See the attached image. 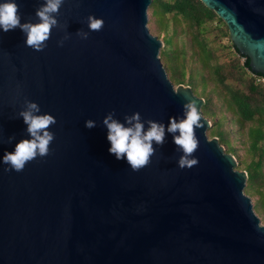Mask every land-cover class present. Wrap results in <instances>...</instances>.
I'll list each match as a JSON object with an SVG mask.
<instances>
[{"label":"water","instance_id":"obj_1","mask_svg":"<svg viewBox=\"0 0 264 264\" xmlns=\"http://www.w3.org/2000/svg\"><path fill=\"white\" fill-rule=\"evenodd\" d=\"M200 1L226 24L250 70L264 74V0ZM14 2L21 23L39 22L43 0ZM151 2L65 0L56 17L63 29H52L40 52L25 46L20 29H0V264H264L247 172L208 138L204 99L168 78L163 42L147 27ZM89 15L104 20L101 31L88 30ZM185 98L196 101L203 125L195 130L197 166L178 167L182 153L167 133L138 172L108 152V112L122 123L139 112L167 126L169 117L183 118ZM25 99L55 117V139L49 155L5 171L4 153L30 139L18 116ZM89 119L96 127H85Z\"/></svg>","mask_w":264,"mask_h":264},{"label":"clouds","instance_id":"obj_2","mask_svg":"<svg viewBox=\"0 0 264 264\" xmlns=\"http://www.w3.org/2000/svg\"><path fill=\"white\" fill-rule=\"evenodd\" d=\"M65 0H43V3L35 11L38 18L37 23H21V15L18 4L14 0H5L0 3V29L4 32L20 29L26 36L25 46L40 52L47 47V41L51 37V30L54 28L63 29L57 16L60 15V8ZM253 3V0H249ZM259 12L260 9L254 8ZM104 27V20L92 15L87 17V28L89 31L98 32ZM89 31L78 30L76 35L83 40H87ZM65 35L57 41L58 46H63ZM182 105L183 118L169 117L168 124L153 120H142L139 112L125 115L123 123L114 118V111L108 112L102 119V124L107 129V141L110 143L108 152L115 156L117 160H126L133 172H138L151 163V157L156 154L154 144L162 147L166 140V133L172 134L173 143L182 153L177 160L180 169L197 166L199 161L195 158V152L199 148V140L195 130L203 127L201 116L196 101L187 99ZM40 107L37 103L24 100L23 110L18 116L23 118L27 125L26 132L30 139L20 140L13 152H5L2 162L8 165L5 171L13 170L22 172L29 162L39 157L49 155V146L55 139L53 132L49 128L56 124V119L50 114H38ZM145 124L147 130H145ZM127 125V126H126ZM86 128L96 127L95 121L89 119L85 121ZM178 133V135H177ZM14 137H9L10 143ZM257 229L264 227L257 226Z\"/></svg>","mask_w":264,"mask_h":264},{"label":"trees","instance_id":"obj_3","mask_svg":"<svg viewBox=\"0 0 264 264\" xmlns=\"http://www.w3.org/2000/svg\"><path fill=\"white\" fill-rule=\"evenodd\" d=\"M149 7L157 23L165 30V46L160 51V54L169 63L170 79L176 84L184 83V77L187 73V68H189L188 85L191 86L192 91L196 95V80L202 79L203 77L198 73V69H190V67H187L185 50L183 48H177L174 43V37L177 31L174 26L169 29L168 23L170 21L180 20V22L196 30L194 40L199 49L198 58L203 68H211L209 63L213 57L212 51L207 45V37L205 35L209 30L207 25L216 28L221 35L229 37L226 24L213 11L206 8L200 0H152ZM230 47L233 48L238 58H243L242 63H239V61L236 62V70L239 71L241 76H247L245 91L233 89L232 87L228 88L225 85V92L230 96L229 99L224 97V100L231 108L235 109L238 114L236 122L239 125H243L244 122H251L248 134L250 138L249 151L252 154V158L249 162L245 163L244 168L247 172L244 192L249 196L254 193L253 186L256 183L259 185L264 184V82L256 80L257 77L264 76V74L253 73L249 68L248 58L241 55L231 41ZM179 55L183 57L181 62L179 61ZM221 68V65H214L212 66V72L216 75L218 82L225 84L226 76L223 74ZM204 86L201 92L204 98L201 111L204 116H214L215 113L210 109L213 104L205 92ZM213 125L216 129L214 127L212 128L211 136H217L219 143H225L228 153L234 155L236 149L228 145V139L225 137L226 132L221 129L222 119H215ZM260 200L262 201V197Z\"/></svg>","mask_w":264,"mask_h":264},{"label":"rangeland","instance_id":"obj_4","mask_svg":"<svg viewBox=\"0 0 264 264\" xmlns=\"http://www.w3.org/2000/svg\"><path fill=\"white\" fill-rule=\"evenodd\" d=\"M147 19V27L149 29V32L163 42V46L159 50V57L167 73V76L170 79L169 63L160 54V51L165 46V30H163V28H161V26L157 23L155 16L152 15L150 7H148L147 9ZM168 25L169 29L174 26L177 31L174 37V43L177 48H183L185 50V62L187 63V67H190V69H198V73L201 75V77H203L202 79L196 80V95L202 97L201 92L203 91V85H205V92L208 94L210 101L213 104L210 109H212V112H214L215 115H205V117L211 123V127H209L206 131L208 138L212 137L211 130L214 127V120L222 119L221 129L222 131L226 132L225 137L228 139V145L236 149V153L234 154L237 162L236 168L240 171H245V163L249 162L252 158V154L249 151L250 138L248 134L251 122H244L243 125H239L236 122L238 114L236 113L235 109L231 108V106H229L228 103H226L224 100V97H227V99H229L230 96L225 92L226 87H232L233 89H239L241 91L246 90L247 76H241L239 71H237L235 67L236 62L239 61V63H242L243 58H238V55L234 53L233 48L230 47V40L228 36L225 37L221 35L216 28L207 25V27H209V30L205 35L207 37V45L212 51L213 57L209 63L211 65V68H203L202 63L198 58L199 49L194 40L196 30L194 28L188 27L185 23L180 22V20L170 21ZM182 59L183 57L179 55L180 62ZM214 65H221V70L226 76L225 84H221L220 82H218L216 75L212 72V66ZM188 74L189 68H187V73L184 77V83H182L183 85H188L189 83ZM170 81L174 86L177 85L171 79ZM225 85L227 86L225 87ZM214 129L216 128L214 127ZM221 145L224 150L228 152L226 144L222 143ZM253 187L254 193L252 195H249V197L255 214L259 217L260 223L264 225V184L259 185L256 183ZM261 197L262 201L260 200Z\"/></svg>","mask_w":264,"mask_h":264},{"label":"built area","instance_id":"obj_5","mask_svg":"<svg viewBox=\"0 0 264 264\" xmlns=\"http://www.w3.org/2000/svg\"><path fill=\"white\" fill-rule=\"evenodd\" d=\"M256 80L259 82H264V76H259L256 78Z\"/></svg>","mask_w":264,"mask_h":264}]
</instances>
